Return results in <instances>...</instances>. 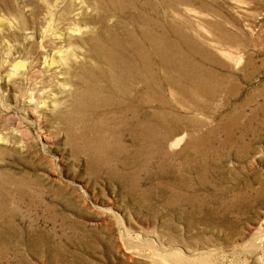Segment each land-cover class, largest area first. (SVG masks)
Listing matches in <instances>:
<instances>
[{"label": "rangeland", "instance_id": "obj_1", "mask_svg": "<svg viewBox=\"0 0 264 264\" xmlns=\"http://www.w3.org/2000/svg\"><path fill=\"white\" fill-rule=\"evenodd\" d=\"M0 264H264V0H0Z\"/></svg>", "mask_w": 264, "mask_h": 264}, {"label": "bare ground", "instance_id": "obj_2", "mask_svg": "<svg viewBox=\"0 0 264 264\" xmlns=\"http://www.w3.org/2000/svg\"><path fill=\"white\" fill-rule=\"evenodd\" d=\"M181 138V137H180Z\"/></svg>", "mask_w": 264, "mask_h": 264}]
</instances>
